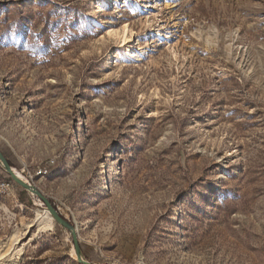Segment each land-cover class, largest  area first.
I'll list each match as a JSON object with an SVG mask.
<instances>
[{"label":"rangeland","instance_id":"rangeland-1","mask_svg":"<svg viewBox=\"0 0 264 264\" xmlns=\"http://www.w3.org/2000/svg\"><path fill=\"white\" fill-rule=\"evenodd\" d=\"M105 1L0 0V150L92 264H264V0ZM44 210L0 163V264Z\"/></svg>","mask_w":264,"mask_h":264},{"label":"water","instance_id":"water-1","mask_svg":"<svg viewBox=\"0 0 264 264\" xmlns=\"http://www.w3.org/2000/svg\"><path fill=\"white\" fill-rule=\"evenodd\" d=\"M0 163L2 166L6 167L7 172L10 174L12 179L20 185L22 188L30 192L32 195L37 197L45 206L49 212V215L55 221V223L71 232L73 237L74 246H75V254L77 261L80 264H92L84 259L80 244L77 239V234L75 228L64 219L57 209L53 206V204L47 199L22 173H20L5 157L3 152L0 150ZM9 169V170H8Z\"/></svg>","mask_w":264,"mask_h":264},{"label":"bare ground","instance_id":"bare-ground-1","mask_svg":"<svg viewBox=\"0 0 264 264\" xmlns=\"http://www.w3.org/2000/svg\"><path fill=\"white\" fill-rule=\"evenodd\" d=\"M110 1H113V0H106L105 2H104V5H107L108 3H110ZM147 47V46H146ZM144 49V47L143 46H138V48H134L133 50H128V52L130 53L129 55H128V59H131V58H134V57H136L137 55H139V54H141L142 53V50ZM4 167V166H3ZM4 169L6 170L7 168L6 167H4ZM9 170V169H8ZM7 171V170H6ZM44 213H45V215L48 217V224L50 225V226H52L53 225V219L49 216V212H48V210L46 209V210H44Z\"/></svg>","mask_w":264,"mask_h":264},{"label":"trees","instance_id":"trees-1","mask_svg":"<svg viewBox=\"0 0 264 264\" xmlns=\"http://www.w3.org/2000/svg\"><path fill=\"white\" fill-rule=\"evenodd\" d=\"M6 157V156H5Z\"/></svg>","mask_w":264,"mask_h":264}]
</instances>
